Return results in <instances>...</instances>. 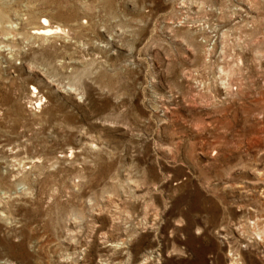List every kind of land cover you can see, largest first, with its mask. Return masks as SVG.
<instances>
[{"label": "rangeland", "instance_id": "374dc122", "mask_svg": "<svg viewBox=\"0 0 264 264\" xmlns=\"http://www.w3.org/2000/svg\"><path fill=\"white\" fill-rule=\"evenodd\" d=\"M145 256L264 264V0H0V264Z\"/></svg>", "mask_w": 264, "mask_h": 264}, {"label": "bare ground", "instance_id": "6f19581e", "mask_svg": "<svg viewBox=\"0 0 264 264\" xmlns=\"http://www.w3.org/2000/svg\"><path fill=\"white\" fill-rule=\"evenodd\" d=\"M33 31L38 35H50L54 33H62L63 29L59 25H51L47 18L42 17L40 19V26L35 27ZM147 258L148 256L143 257V262L140 264L145 263L144 260H147Z\"/></svg>", "mask_w": 264, "mask_h": 264}]
</instances>
